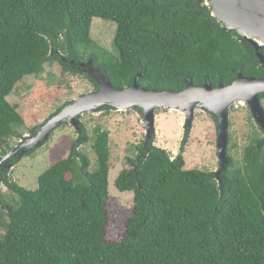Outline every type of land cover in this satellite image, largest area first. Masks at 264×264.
I'll list each match as a JSON object with an SVG mask.
<instances>
[{
  "label": "trees",
  "instance_id": "obj_1",
  "mask_svg": "<svg viewBox=\"0 0 264 264\" xmlns=\"http://www.w3.org/2000/svg\"><path fill=\"white\" fill-rule=\"evenodd\" d=\"M94 18L116 23L118 55L93 38ZM63 55L93 57L119 88L131 86L140 71V86L160 90H181L187 78L200 84L208 77L217 86L238 72L264 76L255 47L222 25L207 0H0V156L10 149L13 124L25 123L8 100L24 76L56 60L63 74H83L99 86ZM82 132L83 140L62 134L50 146V166L35 189L0 167V180L19 197L11 206L0 193V264H264L259 133L241 160L229 143L231 161L220 182L214 171L188 168L183 150L172 156L141 142L115 179L118 189L133 191V205L126 207L109 192L110 131L98 124L91 135ZM88 141L98 164L93 171L79 148ZM113 222L121 228L116 239L108 233Z\"/></svg>",
  "mask_w": 264,
  "mask_h": 264
},
{
  "label": "rangeland",
  "instance_id": "obj_2",
  "mask_svg": "<svg viewBox=\"0 0 264 264\" xmlns=\"http://www.w3.org/2000/svg\"><path fill=\"white\" fill-rule=\"evenodd\" d=\"M116 27V23L111 20L94 18L91 31L96 42L112 54L118 55L114 44ZM93 88L94 84L83 74H71L70 72L63 74L61 65L56 60L52 64L45 63L44 69L40 72L24 76L18 87L8 95V100L15 104L18 111L25 117L24 125L13 124L16 134L10 138V149L17 146L20 138H24L30 132V126L44 123L65 100L74 99ZM260 97L264 106V95ZM155 119V145L168 149L172 156L183 150L188 168L218 171L220 160L217 153L216 116L197 111L189 133L186 132L184 114L175 109L158 108ZM81 121L85 125L87 135H91L93 128L98 124L110 131L109 192L120 198L126 207L132 206L133 191H121L116 187L115 179L121 169L125 167L127 157L134 156L137 152L136 146L146 141L147 132L142 109L135 107L127 111H119L114 108L107 113L103 110L85 112L81 115ZM255 132L261 136V130L256 125L250 111L245 107L236 109L232 107L229 113V143L236 144L229 150L232 156L238 160L242 159L244 148ZM62 134H71L78 139H84L82 131H78L69 123H62L51 131L45 142L32 148L34 150L30 153L26 152L27 154L24 153L20 157L18 154H14V156H18L16 164L12 170H9L8 165L5 166L8 169L6 173L12 174L21 185L35 189L38 186V176L50 166L49 148L58 141ZM90 144L91 141L81 142L79 148L90 157L89 169L93 171L97 169L98 164ZM1 165H4V161ZM0 193L8 205H17L18 195L12 192L2 180H0ZM4 219L6 221L8 217H4ZM120 230L119 224L113 222L108 230L109 237L119 238ZM4 232L5 226L0 224V234L3 235Z\"/></svg>",
  "mask_w": 264,
  "mask_h": 264
},
{
  "label": "water",
  "instance_id": "obj_3",
  "mask_svg": "<svg viewBox=\"0 0 264 264\" xmlns=\"http://www.w3.org/2000/svg\"><path fill=\"white\" fill-rule=\"evenodd\" d=\"M207 3L222 25L237 31L255 47L259 61L264 67L262 50L264 43L258 41H264V0H207ZM62 59L93 78L99 86L67 102L39 125L34 133L29 132L24 138L21 137L17 146L0 157V165L11 158V155L18 154L20 157L41 145L48 139L51 131L62 123H69L78 131H84L81 115L85 112L100 111L104 105H111L119 111L135 107L142 109L147 132L144 146L148 143L155 145V113L158 108L168 107L183 113L187 133L192 127L197 111L216 116L220 167L215 173L219 182L220 174L231 161L228 153L229 113L234 103L239 102L241 106L247 108L256 123L264 130V106L260 97L264 93V76L244 75L238 72L233 81L227 84L219 83L217 86H213L208 77L200 84L187 78L186 85L181 90H160L140 86L139 78L143 75V71H140L131 86L119 88L112 84L105 68L94 64L93 57L87 60L74 58L68 60L63 55ZM263 143L264 137L259 144ZM15 164L16 162L10 163L9 170H12Z\"/></svg>",
  "mask_w": 264,
  "mask_h": 264
},
{
  "label": "flooded vegetation",
  "instance_id": "obj_4",
  "mask_svg": "<svg viewBox=\"0 0 264 264\" xmlns=\"http://www.w3.org/2000/svg\"><path fill=\"white\" fill-rule=\"evenodd\" d=\"M87 60V59H86ZM261 95H264V93H262ZM238 108H244L243 106H241V105H239L238 106ZM252 118H253V116H252ZM254 119V118H253ZM256 125L258 126V128L261 130V137H260V139L259 140H261L263 137H264V130L256 123ZM259 140H257V142H259ZM262 145H264V144H262ZM11 157L12 158H15L16 156H14V155H11ZM5 161H7V159L5 160ZM5 161H4V165L6 164L5 163ZM2 166L1 165V167H5V166ZM7 165H9V164H7Z\"/></svg>",
  "mask_w": 264,
  "mask_h": 264
},
{
  "label": "built area",
  "instance_id": "obj_5",
  "mask_svg": "<svg viewBox=\"0 0 264 264\" xmlns=\"http://www.w3.org/2000/svg\"><path fill=\"white\" fill-rule=\"evenodd\" d=\"M239 105H241V104L239 102H236V103H234L233 107L236 109V108H238Z\"/></svg>",
  "mask_w": 264,
  "mask_h": 264
},
{
  "label": "bare ground",
  "instance_id": "obj_6",
  "mask_svg": "<svg viewBox=\"0 0 264 264\" xmlns=\"http://www.w3.org/2000/svg\"><path fill=\"white\" fill-rule=\"evenodd\" d=\"M249 35V34H248ZM260 43H264V41L263 40H258Z\"/></svg>",
  "mask_w": 264,
  "mask_h": 264
}]
</instances>
